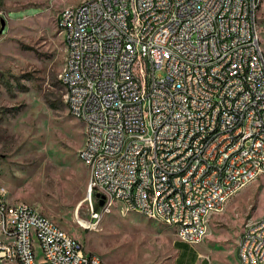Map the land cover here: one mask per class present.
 Wrapping results in <instances>:
<instances>
[{
  "label": "built area",
  "instance_id": "2783aa9c",
  "mask_svg": "<svg viewBox=\"0 0 264 264\" xmlns=\"http://www.w3.org/2000/svg\"><path fill=\"white\" fill-rule=\"evenodd\" d=\"M262 2L84 0L58 11L55 25L73 43L61 66L75 61V69L66 67L63 99L83 125L77 158L87 157L84 201L92 226L113 205L126 213L132 212L126 203L135 202V210L146 208L160 223L176 226L178 240L197 244L212 208L223 209L264 168V64L256 30ZM198 7L218 13V21H203ZM127 8H134V30L117 39ZM68 18L93 20L94 28L67 27ZM169 31H180L177 48L166 45ZM151 48L163 52L160 66L148 59ZM102 55H110L106 69H98ZM202 58L210 59L206 79H198ZM214 58H221L218 70H211ZM167 91H177V99L166 101ZM208 91H215L212 103H204ZM230 93H238V102L233 118H225ZM100 96H108V105H100ZM118 100H127L126 114L117 113ZM189 106H199V113L184 117ZM244 113H252V122ZM209 118L219 119L217 137L204 139ZM234 130H242L240 141H222ZM212 139H221L216 152H208ZM139 145H148L144 159H137ZM171 145H185V153L171 152ZM184 154H200V161L188 163ZM202 166H210L208 176H199ZM185 170L193 171L190 181H183ZM141 195L149 196V205L141 204ZM5 196L0 185V264H108L31 205H14ZM181 222H189V230H180ZM236 253L239 264H264V220L243 226Z\"/></svg>",
  "mask_w": 264,
  "mask_h": 264
},
{
  "label": "rangeland",
  "instance_id": "374dc122",
  "mask_svg": "<svg viewBox=\"0 0 264 264\" xmlns=\"http://www.w3.org/2000/svg\"><path fill=\"white\" fill-rule=\"evenodd\" d=\"M83 1L0 0V185L8 200L31 205L108 264H182L178 252L195 258L193 264H236L241 229L264 217V174L213 212L223 210L210 216L197 245L176 240L175 227L123 214L117 205L95 225L89 221L87 166L77 158L83 125L63 99L59 76L65 42L55 25L61 8ZM256 23L264 56V2ZM44 97L55 98L56 108L50 109Z\"/></svg>",
  "mask_w": 264,
  "mask_h": 264
},
{
  "label": "bare ground",
  "instance_id": "6f19581e",
  "mask_svg": "<svg viewBox=\"0 0 264 264\" xmlns=\"http://www.w3.org/2000/svg\"><path fill=\"white\" fill-rule=\"evenodd\" d=\"M84 3L81 2L80 4ZM79 4V5H80ZM198 15L202 16L203 21H218V13L214 12L205 7H198ZM134 8H127L125 10V15L123 19V28L125 30L117 31V39H127L128 31L134 30ZM67 27H72L79 31H86V28H94L93 20H83L81 18H68ZM180 38V31H169L166 37V45L169 48H177V40ZM65 51L73 52V43L68 41V37H64ZM148 59H153V66H160L163 60V52L158 48H151L148 50ZM260 63L264 64V56L262 52H259ZM110 62V55H102L98 59V69H106L108 63ZM210 66L209 58L199 59V65H197L198 79H206V69ZM218 66H221V58H214V62H211V70H218ZM66 67L68 69H75L74 60H66ZM66 67L62 70L59 81L63 88L65 89L64 77H66ZM171 77H178V68H171ZM68 95H75V88H68ZM177 99V91H167L166 101H174ZM215 99V91H208V94L204 95V103H212ZM66 101L68 111L74 118H79L78 110H70V104L68 100ZM238 102V93H230L225 99L223 104V116L225 118H233L235 104ZM100 105H108V96H100ZM118 114L127 113V100H118L117 106ZM199 113V106H189L184 109V117H194ZM245 122H252V113H244ZM208 126L203 130V138L211 139L217 137V126H219L218 118H209ZM242 137V130H234L232 133H223L222 141L236 142L240 141ZM221 146V139H212L208 142V152H216ZM83 151V148L80 152ZM171 152L174 153H185V145H171ZM148 153V145H139L137 148V159H144ZM79 159L87 166V157H79ZM184 161L188 163H197L200 161V154H184ZM210 174V166H202L199 169V176H208ZM264 174V168H257V177ZM193 178L192 170H185L183 173V181H190ZM191 196H198V189H191ZM141 204L149 205V196L141 195ZM23 205V204H14ZM222 208H212L213 212H218ZM126 211H132L138 213L144 217L155 219V214L146 208H139L135 210V202L126 203ZM264 220V217L259 219ZM80 224V223H79ZM168 225V223H162ZM81 225V224H80ZM82 226V225H81ZM173 226V225H168ZM180 230H189V222H181ZM238 261L239 257L237 256ZM249 264H257L256 262H249Z\"/></svg>",
  "mask_w": 264,
  "mask_h": 264
},
{
  "label": "crops",
  "instance_id": "0c3cea01",
  "mask_svg": "<svg viewBox=\"0 0 264 264\" xmlns=\"http://www.w3.org/2000/svg\"><path fill=\"white\" fill-rule=\"evenodd\" d=\"M259 8V7H258ZM233 197V196H232ZM231 197V198H232ZM230 198V199H231ZM5 199H6V201L7 202H9V203H14V202H16V201H12V200H8V198H7V195L5 196ZM230 199H228V200H230ZM227 200V201H228ZM227 201H226V203H227ZM226 203H225V205H226ZM225 205H224V207H225ZM224 207H223V209H224ZM221 212H223V210L221 211ZM221 212H219V213H221ZM121 213H123V214H127V213H134V212H126V213H124V212H121ZM219 213H210V214H208V216L206 217V232H205V234H204V236L202 237V239L200 240V242L203 240V238L205 237V235H206V233H207V228H208V220H209V218H210V216H213V215H215V214H219ZM43 215V214H42ZM46 217V216H45ZM49 219V218H48ZM54 223V222H53ZM59 227V226H58ZM169 227H171L173 230H174V228L172 227V226H169ZM60 228V227H59ZM61 229V228H60ZM176 229V228H175ZM242 230V229H241ZM241 232V231H240ZM71 236V235H70ZM176 237V236H175ZM176 240H178L177 238H176ZM180 241V240H179ZM175 242V241H174ZM182 242V241H181ZM200 242H198L197 244H199ZM197 244H194V245H197ZM189 245V244H188ZM193 246V245H192ZM85 250V249H84ZM86 251V250H85ZM177 251V250H176ZM86 252H89V251H86ZM178 252V251H177ZM235 252H236V247H235ZM91 253V252H90ZM178 257H180V259H181V261H182V264H193L194 263V261H196V259L194 258H189V257H185L184 255H182V254H180L179 252H178ZM236 255V261H237V253L235 254ZM100 257V256H99ZM101 258V257H100ZM197 258H199V254H198V256H197ZM102 259V258H101ZM103 260V259H102ZM205 260V259H204ZM103 261H105V260H103ZM207 261V263H210V260H209V258H208V260H206ZM106 262V261H105ZM107 263V262H106ZM236 264H239V261L238 262H236Z\"/></svg>",
  "mask_w": 264,
  "mask_h": 264
},
{
  "label": "trees",
  "instance_id": "16d2710c",
  "mask_svg": "<svg viewBox=\"0 0 264 264\" xmlns=\"http://www.w3.org/2000/svg\"><path fill=\"white\" fill-rule=\"evenodd\" d=\"M54 99L55 98L48 99L47 97H44V102L50 109H55L56 108V100H54Z\"/></svg>",
  "mask_w": 264,
  "mask_h": 264
},
{
  "label": "water",
  "instance_id": "95a60500",
  "mask_svg": "<svg viewBox=\"0 0 264 264\" xmlns=\"http://www.w3.org/2000/svg\"><path fill=\"white\" fill-rule=\"evenodd\" d=\"M3 20H1V22H0V31H1V28L3 27ZM95 196H97V194H95ZM102 203V200H101V198L98 200V205H100Z\"/></svg>",
  "mask_w": 264,
  "mask_h": 264
}]
</instances>
